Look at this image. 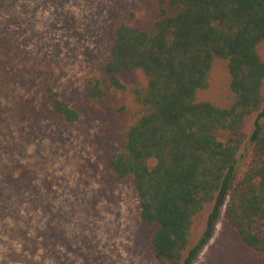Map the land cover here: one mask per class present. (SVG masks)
Returning a JSON list of instances; mask_svg holds the SVG:
<instances>
[{
  "label": "rangeland",
  "instance_id": "374dc122",
  "mask_svg": "<svg viewBox=\"0 0 264 264\" xmlns=\"http://www.w3.org/2000/svg\"><path fill=\"white\" fill-rule=\"evenodd\" d=\"M160 5L0 0V260L37 264L41 256L40 264H52L56 254L60 264H165L155 257L156 226L142 221L135 187L110 164L135 116L132 89L146 79L138 70L121 73L127 88L117 89L103 65L117 24L151 30ZM94 75L105 82L101 99L86 92ZM228 82L219 60L201 96L227 101ZM49 87L79 111L78 120L54 114ZM250 154L247 143L239 172ZM225 206L193 264H264V253L229 224Z\"/></svg>",
  "mask_w": 264,
  "mask_h": 264
},
{
  "label": "trees",
  "instance_id": "16d2710c",
  "mask_svg": "<svg viewBox=\"0 0 264 264\" xmlns=\"http://www.w3.org/2000/svg\"><path fill=\"white\" fill-rule=\"evenodd\" d=\"M159 2L153 29L117 24L103 64L117 89L127 88L121 73L138 70L146 79L132 89L136 112L110 158L113 172L135 187L142 221L156 226L155 257L165 264H193L224 205L242 241L264 253V0ZM219 60L227 101L201 96ZM86 92L103 98L104 80L90 77ZM48 99L54 114L79 119L51 87ZM247 143L250 159L239 172ZM55 256L52 264H60Z\"/></svg>",
  "mask_w": 264,
  "mask_h": 264
}]
</instances>
